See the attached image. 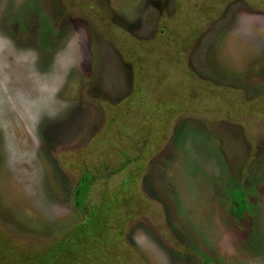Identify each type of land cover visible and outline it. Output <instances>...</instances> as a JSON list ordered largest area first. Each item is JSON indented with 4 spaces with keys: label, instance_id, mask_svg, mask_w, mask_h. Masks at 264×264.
<instances>
[{
    "label": "rangeland",
    "instance_id": "obj_1",
    "mask_svg": "<svg viewBox=\"0 0 264 264\" xmlns=\"http://www.w3.org/2000/svg\"><path fill=\"white\" fill-rule=\"evenodd\" d=\"M126 157L112 264H264V0H0V264L68 234L79 181L82 203Z\"/></svg>",
    "mask_w": 264,
    "mask_h": 264
},
{
    "label": "trees",
    "instance_id": "obj_2",
    "mask_svg": "<svg viewBox=\"0 0 264 264\" xmlns=\"http://www.w3.org/2000/svg\"><path fill=\"white\" fill-rule=\"evenodd\" d=\"M125 109L128 110L129 108ZM174 109L181 110L182 106L177 105ZM165 118H169V115H166ZM149 124L152 125L153 123H148L147 126ZM156 124L160 127L163 123ZM125 163L122 170H126V172L119 183L112 185L109 180L104 178L96 182L95 185L93 184L90 195L94 191V186L98 187V194L94 199L90 198L89 195L85 200L83 199L82 203L79 202L81 189H85L84 180L79 181V184L75 187L73 198L75 207L78 208L82 205L81 210H79L81 215L79 221L72 226L68 234H65L63 238L50 247H37V250L32 246H29V248L19 246L18 261H26L28 264L31 262L32 257L38 255L37 261L39 264H78L75 254L81 250L84 252V256L92 257L103 264H112L113 261L111 260L116 257L114 249L119 250L121 248L123 250L119 241L130 218V211L133 210V202L136 200L135 187L141 180L140 176L144 167L142 163L129 157L125 158ZM137 163L141 164L140 168L136 167ZM236 191L234 192L236 208L234 210L232 208V211L235 214H241L245 211L247 198L245 196L240 197L241 192H243L241 188L238 189L237 193ZM200 260L202 264H210L204 258Z\"/></svg>",
    "mask_w": 264,
    "mask_h": 264
}]
</instances>
